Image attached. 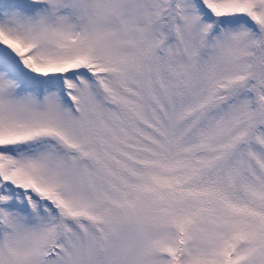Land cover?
Instances as JSON below:
<instances>
[{"label":"snow or ice","instance_id":"obj_1","mask_svg":"<svg viewBox=\"0 0 264 264\" xmlns=\"http://www.w3.org/2000/svg\"><path fill=\"white\" fill-rule=\"evenodd\" d=\"M0 264H264V0H0Z\"/></svg>","mask_w":264,"mask_h":264}]
</instances>
